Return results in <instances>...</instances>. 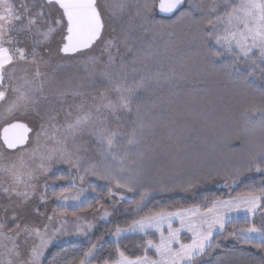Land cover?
<instances>
[{
	"label": "snow or ice",
	"instance_id": "obj_1",
	"mask_svg": "<svg viewBox=\"0 0 264 264\" xmlns=\"http://www.w3.org/2000/svg\"><path fill=\"white\" fill-rule=\"evenodd\" d=\"M185 3L186 0H137L136 11L117 32L106 23L98 0H33L31 4L21 0L19 6L16 0H0V103L4 105L0 116L8 119L20 115L40 122L32 148L27 146L33 129L20 119L8 123L0 134V176L7 177L6 182L0 180V196L10 201L0 206V264H43L54 241L69 235H89L95 225L76 214V209L86 202V190L68 192L76 188L77 179L83 183L86 177H96L116 189L136 192L139 199L132 202L133 210L142 209L155 189L138 182L133 166L141 163L143 153L137 152V159H130V154L155 126L154 113L160 105L150 98L165 85L169 94L176 96L173 88L201 82L180 75L174 63L163 59L159 51L149 50L158 39L174 34L176 22L191 20L195 30L192 39L204 49L206 64L217 65L223 60V69L237 74H241L242 67L250 70L245 79L257 71L264 78V0H189V7L180 12L177 21L155 18V13L173 14ZM104 7L110 16L122 18L128 3L119 0ZM134 29L141 36L151 37L148 49L135 45L138 37ZM58 32L61 39L56 55L84 57L78 61L84 75L75 78V85L71 81L57 83L56 72L62 64H56L51 74L41 71L42 67L52 66L50 42ZM96 49L99 55L90 54ZM163 51L174 56L179 49L168 39ZM152 69L155 72L149 75ZM69 96L73 103H68ZM50 97L61 108H49L42 114L41 105ZM61 111L64 119L59 123ZM129 116L134 118L126 120ZM239 119L243 123L235 139L242 141L243 147L235 154L245 162L226 167L216 175L230 187L247 174H260L259 187L249 185L243 195L217 198L210 203L205 198L207 206L203 208L195 205L170 211L161 207L133 220L128 228L117 227L112 233L115 258L110 255L102 264H200L203 257L219 247L218 237L225 233L227 224L241 213L243 219L250 220L258 209H264V98L243 107ZM257 127L258 143L255 136L248 135ZM93 141V157L99 159L81 154L89 151L85 144ZM8 150L15 151V157H6ZM57 164L69 165L78 175L60 176L49 182L47 177ZM42 178L44 183L40 184ZM209 178L215 177L209 174ZM58 185L64 189L59 193ZM194 186L189 181L184 190ZM89 187L95 192L94 185ZM50 190L57 202L51 214L41 212L39 206L31 210L39 222L18 214H27L36 197L39 204H46ZM108 194L114 197L117 193L109 188ZM119 199L127 197L120 195ZM9 208L13 209L11 216L7 215ZM69 209L73 210L71 221ZM110 215L104 211L100 219ZM176 221L179 227H174ZM70 226L75 230L70 232ZM124 233L158 235V242L148 239L142 245L144 254L132 258L119 247ZM183 233L190 235L189 242H184ZM229 235L264 253V225L252 223ZM256 240L260 243L255 244ZM96 249L97 245L92 244L72 264H92ZM150 250H154L155 258L148 255ZM257 264H264V256Z\"/></svg>",
	"mask_w": 264,
	"mask_h": 264
},
{
	"label": "trees",
	"instance_id": "obj_2",
	"mask_svg": "<svg viewBox=\"0 0 264 264\" xmlns=\"http://www.w3.org/2000/svg\"><path fill=\"white\" fill-rule=\"evenodd\" d=\"M24 1L28 4L33 2ZM105 1L107 4L119 3V0ZM136 2L137 0H127L128 8L122 18L119 15L110 16L108 12L111 28H115L117 32L121 30V25L127 23L136 11ZM188 7L189 0H186L179 11L173 14L157 12L155 18L169 23L175 22L180 12ZM134 35L138 37L135 45L148 49L151 37L141 36L138 29H134ZM193 35L195 30L191 28V20L184 19L176 22L174 34L170 38L158 39L149 49L152 52L159 51L163 59L174 63L180 75L189 80L201 81L173 88L172 91L177 92L176 96H171L168 85H165L163 90L157 88L155 95L150 98L160 105L154 113L155 126L146 133L138 148L130 154V159H137V152L143 153L141 163L133 167L138 175V182L155 191H152L138 212L129 211L134 207L132 202L139 199V194L129 192L131 197L123 201V208H120L113 221L100 227L83 243L70 242L52 247L43 259V264H72L92 244L97 245L96 258L92 260V264H102L110 255L115 258V245L107 240V236L117 227L127 226L133 220L161 207L170 211L195 205L203 208L207 206L205 198L210 203L217 198L227 199L243 195L249 191V185L259 187V181L262 179L260 174L243 176L238 183L231 184L230 191L212 186L224 184L223 178L216 175L217 172L245 162L241 156L235 154L243 147V142L235 139L243 123L239 119L240 112L251 102H259L264 98V78H261L257 71L254 76L245 79L247 71L250 70L246 71L242 67L241 74H237L231 69H223L221 67L223 60L217 65L206 64L204 49L200 47L198 40L192 39ZM168 39H171L179 49L174 56L163 51L164 43ZM120 52L122 54L125 52L123 47ZM154 72L155 69H152L149 75ZM73 75L75 82L72 85H75L78 82L75 78L84 75L83 68H75ZM171 83L174 84L175 79ZM132 118L134 117L129 116L125 119ZM248 135L255 136L257 143L259 142L258 127ZM209 174L215 178H209ZM59 176L66 178L68 175L60 172L51 177L55 180ZM189 181L195 186L190 190H184ZM102 184L104 187H96L95 190L103 196L89 198L76 209V212L90 211L96 208L98 202L108 205L105 199L112 184H107L104 180ZM192 190L194 192L191 195L186 194ZM72 211L69 209V214H72ZM252 223L257 227L264 225V209H258L250 220L233 219L227 224L225 233L218 237L219 247L214 248L210 256L203 257L200 264H257L264 253L258 251L253 244L242 243L241 240L229 235L233 230L239 231ZM148 239L157 241V236L129 235L120 240L119 247L126 255L135 258L144 254L142 245ZM183 239L187 241L188 238L183 235ZM254 243L259 244L260 241L256 240ZM148 255L155 258L153 250H150Z\"/></svg>",
	"mask_w": 264,
	"mask_h": 264
},
{
	"label": "rangeland",
	"instance_id": "obj_3",
	"mask_svg": "<svg viewBox=\"0 0 264 264\" xmlns=\"http://www.w3.org/2000/svg\"><path fill=\"white\" fill-rule=\"evenodd\" d=\"M21 2V0H16V3H17V6H19V3ZM23 2L26 3V1L23 0ZM98 3L101 7V10L104 14V18H105V21L107 24L110 25V22H109V19H108V10L105 9V5L107 4V2L105 0H98ZM110 30V29H109ZM21 39H24L23 36L20 37ZM61 37H60V34L59 32L55 35V37L51 40L50 42V49L53 53V59H52V66L51 67H48V68H41V71H44V72H48L51 74L52 72V68L55 67L56 64H62L63 67L57 69V72H56V76H57V83H61L63 81H71V83H74V75H73V70L75 68H79L81 66H79L78 64V61L84 59V57L82 56H72L70 58H65L63 55H56V50L57 48L60 46L59 45V41H60ZM99 52V49H96L93 53H90V54H94V55H97V53ZM68 100V103H73V99L72 97H68L67 98ZM78 102V101H76ZM3 107L4 105L2 103H0V112L3 111ZM63 107L67 108V104H64ZM49 108H54L56 110H59L61 108V105L60 103L55 99V98H52L50 97V100L47 101V102H44L42 105H41V111H42V114ZM17 119H20L22 122L24 123H27L29 128H32L33 131L30 132L29 134V140H30V143L28 144V148H32L35 146V133H36V130H38L39 128V121L36 120L35 118L33 117H22L20 115H16L14 117H10L8 119H5L4 117L0 116V128L12 121H15ZM63 119H64V113L61 111L60 112V115H59V118H58V122L59 123H62L63 122ZM85 140H88L89 138L88 137H85L84 138ZM1 143V142H0ZM42 143H43V140H42ZM85 147H87L89 149V151L87 153H81L82 155H87L89 156L90 158H94V159H99L98 156L96 157H93V152H92V149L94 147V141L92 143H88V144H85ZM4 155L6 157H9V158H13L15 157L16 155V152L15 151H6L4 153ZM60 172H65L67 173V177L66 178H69V177H72V176H77V172L75 170H73L69 165H65V164H57L54 166V168L52 169V172L48 175L47 179L49 182L51 181H54L52 179V175L55 174V173H60ZM60 177V176H59ZM0 180L2 181H7V177H4V176H0ZM56 180V178H55ZM44 183V179L42 178L40 180V184H43ZM92 184L96 187H104V185L102 184V180L101 179H98L96 177H86L85 180L83 181V183H81L79 181V179H77L76 181V188L75 189H72V188H69L68 189V192L69 193H74L76 191V189H79V188H83L85 189V199L86 201L89 199V198H96V197H102L103 195H99L96 190L95 192H93L92 188L89 187V185ZM112 188V190L114 192H116L117 194L114 196V197H109V194H107L106 196V199H105V202L107 201L108 202V205H105L103 203H100L98 202L97 203V206L96 208L94 209H90V211H78L76 212L77 215H81V216H84L86 217L87 221L89 222H92L95 227L91 230V232L89 233V235L87 237L85 236H75V235H69V236H64L62 237L61 239H58L56 241L53 242L52 245L49 246L48 250L46 251L45 253V256L46 254L48 253V251L54 247V246H59V245H62V244H66V243H70V242H74V243H83L85 242L90 236H92L100 227L110 223L111 221H113L116 217V215L118 214V212L120 211V208L122 209L123 208V201H121L119 199L120 195H124L125 197H127V199H129L131 197V194H129V192L123 190L121 191L120 189H116L114 185H110ZM213 188H223L227 191H230L232 189V186H227L225 183L224 184H218V185H214L212 186ZM56 188H61L59 187V185L56 187ZM51 191V190H50ZM60 191L62 190H57L56 189V192L59 193ZM194 192V190L192 191H189V192H186V194L188 195H191V193ZM48 196H49V199L47 201L46 204H39V199L38 197L34 198L32 200V202L30 203V205L28 206V209H27V214L25 212H18V214L22 217L25 218V220H28V219H37L36 217H33L31 215V210L36 207V206H39L40 207V211L41 212H46L47 214H51L53 209L56 208V205H57V202L55 201L54 198H52V193H48ZM229 199V198H227ZM10 203V201L6 198V197H3V196H0V206H5V205H8ZM12 211L13 209L12 208H9L8 210V213L7 215L8 216H11L12 215ZM104 211H108L109 213H111V215L107 218V219H100V217L103 215V212ZM129 212H136L133 210V207L130 209ZM68 219L69 221L72 220V214H68ZM235 219H243V214L241 213L240 214V217L239 218H235ZM37 222H39V220L37 219ZM83 223V221H82ZM131 224V223H130ZM128 224L127 226H124V227H119V228H122V229H125V228H128L129 225ZM174 227H179V223L178 221L174 222ZM75 229L70 226L69 227V231H74ZM116 230V228L110 232V234L107 236V240L112 242L115 240V237L112 235V233H114ZM136 234H141V233H124L121 237H120V240L123 238V237H126V236H129V235H136ZM143 235V234H142ZM182 235H185L188 239L187 241H184L185 243L189 242L190 240V235L187 234V233H183ZM157 236V241L158 242V235ZM154 251V250H153ZM44 256V258H45ZM43 258V259H44Z\"/></svg>",
	"mask_w": 264,
	"mask_h": 264
},
{
	"label": "water",
	"instance_id": "obj_4",
	"mask_svg": "<svg viewBox=\"0 0 264 264\" xmlns=\"http://www.w3.org/2000/svg\"><path fill=\"white\" fill-rule=\"evenodd\" d=\"M61 55H63V54H61ZM12 122H15V121H12ZM12 122H10V123H12ZM5 126H7V124L0 128V134H2L3 127H5ZM0 142L2 143V135H0ZM9 151H13V150H9Z\"/></svg>",
	"mask_w": 264,
	"mask_h": 264
}]
</instances>
